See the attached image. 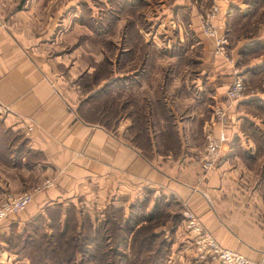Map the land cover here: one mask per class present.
Here are the masks:
<instances>
[{"label": "crops", "instance_id": "1", "mask_svg": "<svg viewBox=\"0 0 264 264\" xmlns=\"http://www.w3.org/2000/svg\"><path fill=\"white\" fill-rule=\"evenodd\" d=\"M211 3L219 30L233 39L237 68L199 33L197 9ZM109 8L107 0H0V103L7 108L0 202L51 181L0 223V264H29L2 236L69 203L76 212L88 205L92 220L107 208L120 209L124 220L139 217L138 225L148 220L169 243L165 264H201L182 209L222 247L264 259V86L231 103L225 97L234 71L249 83L264 80V0H142L133 16L104 23L101 9ZM132 19L148 46L130 52L123 42ZM102 62L105 94H119L125 106L108 124L86 121L77 110L89 88L81 76ZM133 105L143 113L145 140L134 130ZM212 105L225 109L222 122L211 123ZM206 135L220 140V155L198 180Z\"/></svg>", "mask_w": 264, "mask_h": 264}, {"label": "trees", "instance_id": "2", "mask_svg": "<svg viewBox=\"0 0 264 264\" xmlns=\"http://www.w3.org/2000/svg\"><path fill=\"white\" fill-rule=\"evenodd\" d=\"M107 2L111 12L104 10V23L111 21L115 14L129 12V15L133 16L135 13L133 7L142 0H107ZM125 35L127 42L123 44L129 46L130 52H133L138 45L148 46L142 44L143 42L136 37L137 30L133 19L126 25ZM102 95L107 96L105 88L88 95L79 103L78 112ZM118 96L119 94L109 96V99L105 100L112 121L117 119L119 111L125 107H122L121 101L116 102ZM132 108L134 130L141 131L142 139L145 140L143 113L139 108L136 110L135 105ZM259 109L264 116V108ZM108 123L110 122H104V124ZM244 123L252 127V123L246 121ZM262 124L264 125V118ZM252 131L258 133L254 128ZM139 205L142 206L141 203ZM132 207L137 209V206ZM158 208L159 206H156L154 211L157 212ZM137 219L139 217L124 220L120 209L107 208L99 220H92L87 213L76 212V207L71 203L65 207L54 205L45 208L42 214L25 224L21 233L12 234L13 228L10 237H4V241L7 243L8 251L26 258L29 264H121L128 259L132 264H162L168 253L169 243L163 238V234L153 231V225L148 220L138 225ZM29 234L31 235L27 236ZM127 236H129L127 248L124 249L121 246H124L122 242Z\"/></svg>", "mask_w": 264, "mask_h": 264}, {"label": "built area", "instance_id": "3", "mask_svg": "<svg viewBox=\"0 0 264 264\" xmlns=\"http://www.w3.org/2000/svg\"><path fill=\"white\" fill-rule=\"evenodd\" d=\"M218 7L211 4L206 10L197 13L198 29L201 35L209 38L213 45L212 53L223 57L226 61L232 63L231 57L226 51V39L220 32V26H215V17ZM233 78L225 90V97L229 103L234 102L244 96L246 86L243 77L233 72ZM7 112L6 106L0 103V117ZM211 123H219L224 119L225 110L219 105H213L211 108ZM31 127L28 126L27 130ZM220 141L210 135H206L203 155L201 156L200 166L202 172L198 175V180H202L205 173L210 170L220 155ZM51 185L50 180H44L40 185L32 190L23 191L19 194H7L0 202V223L9 215L16 214L25 209L26 205L32 200L35 192L48 188ZM181 217L185 231L191 236V245L196 260L211 264H264V259L253 260L243 256L234 249L222 247L204 228L199 218L189 209H182Z\"/></svg>", "mask_w": 264, "mask_h": 264}, {"label": "rangeland", "instance_id": "4", "mask_svg": "<svg viewBox=\"0 0 264 264\" xmlns=\"http://www.w3.org/2000/svg\"><path fill=\"white\" fill-rule=\"evenodd\" d=\"M67 2H72L73 0H66ZM211 4H214V3H211ZM210 4V5H211ZM209 5V6H210ZM217 7H218V5L217 4H215ZM208 6V7H209ZM207 7V8H208ZM206 8V9H207ZM206 9H203V8H201V9H197L198 10V12H202V11H204V10H206ZM66 10H68V8H66ZM218 12V11H217ZM262 13H264V9H262ZM216 18V17H215ZM215 20V19H214ZM198 22V21H197ZM215 26H216V23H215ZM197 27H198V23H197ZM199 30V29H198ZM221 32V31H220ZM199 33H200V31H199ZM222 33V32H221ZM201 34V33H200ZM236 34H238V33H236ZM223 35L225 36V39H226V51H227V53H228V55L231 57V59H232V67L233 68H237V65H238V59L236 60L235 58H234V56H231V54H230V51L229 50H231L232 49V37H230V36H228L227 35V32L225 31V29H224V33H223ZM243 36H245V37H248L249 36V34H242ZM205 38V37H204ZM207 39H209V38H207ZM210 40V39H209ZM211 41V40H210ZM244 47H241V49H243ZM212 49H213V45H212ZM240 49V50H241ZM246 53V52H245ZM249 53V52H248ZM250 57L251 56H249V55H247V56H244V57H241L242 58V62L244 61V60H249L250 59ZM237 58H239V56H237ZM228 62V61H227ZM260 68H262V66L260 67ZM104 70H105V68H104V63L102 62V63H99L98 65H97V68H93L92 69V71L90 72V74H88V75H82L81 76V78H80V83H82V84H84L85 86H87V87H89L87 90H86V92H83L82 91V94H84V96L83 97H88V95H90V94H93L96 90H98V89H104L105 87V82H104ZM240 74V73H239ZM242 77H243V80H244V83H245V86H246V90H245V92H244V94H246L247 92H248V90H250V89H252V88H261V86L263 85L264 86V80H258V82H262V83H249L248 82V80L244 77V75L242 74ZM95 78V79H94ZM249 86H251V87H249ZM117 94H114L113 96H116ZM109 96H110V94L109 95H107V96H104V95H102V96H98V97H96L94 100H92L91 102H90V104L88 105V106H85L82 110H80V112H79V114H80V116L82 117V119H84V120H86V121H89V122H96V123H98V124H104V122H111L112 120H111V114L110 115H108V109H107V105H106V103H105V100L107 99H109ZM84 99V98H83ZM117 101H120V96H118L117 98H116V102ZM108 104H110V101H108ZM213 106V105H212ZM220 106V105H219ZM221 107V106H220ZM212 108V107H211ZM225 110V109H224ZM224 116H225V114H224ZM105 120V121H104ZM108 120V121H107ZM224 120V119H223ZM220 123V122H219ZM28 127V126H27ZM27 129V128H26ZM28 131H30V130H28ZM220 141V140H219ZM40 185V184H39ZM37 186V185H36ZM35 187V186H34ZM33 187V188H34ZM262 191L264 192V184L262 185ZM32 190V189H31ZM39 192V191H38ZM36 193V192H35ZM34 193V194H35ZM88 205H86V207L85 206H83V210H84V212L83 213H87V211L89 210V208L87 207ZM32 221V220H31ZM30 222V221H29ZM28 222V223H29ZM27 223V224H28ZM202 224V223H201ZM203 225V224H202ZM184 226V225H183ZM204 226V225H203ZM205 228V227H204ZM206 229V228H205ZM185 230V229H184ZM47 231H48V229H47ZM22 232V230H20V228H16V229H14V232L12 233V234H17V233H21ZM186 232V231H185ZM10 233V232H9ZM6 234L5 236H2V239H4V237H10V234ZM31 234H29V235H27V236H30ZM186 235H187V237H189V240L191 239V236L186 232ZM38 238V237H37ZM5 240V239H4ZM35 240V239H34ZM27 241H29V239L27 240ZM192 246V245H191ZM193 252V248H192V250H191V253ZM193 254H194V252H193ZM195 256V255H194ZM196 259V258H195ZM198 261V260H197ZM198 262H200V261H198ZM201 264L203 263V262H200ZM121 264H132V262H131V260H126V261H122L121 262ZM163 264H165V263H163ZM169 264H171V263H169Z\"/></svg>", "mask_w": 264, "mask_h": 264}, {"label": "flooded vegetation", "instance_id": "5", "mask_svg": "<svg viewBox=\"0 0 264 264\" xmlns=\"http://www.w3.org/2000/svg\"><path fill=\"white\" fill-rule=\"evenodd\" d=\"M118 2H119V1H117V3H118ZM110 9H111V7H110L109 10H107L106 12H111ZM101 11H104V9H101Z\"/></svg>", "mask_w": 264, "mask_h": 264}]
</instances>
